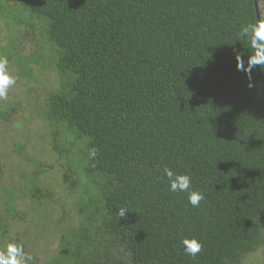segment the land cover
Instances as JSON below:
<instances>
[{
  "label": "trees",
  "instance_id": "trees-1",
  "mask_svg": "<svg viewBox=\"0 0 264 264\" xmlns=\"http://www.w3.org/2000/svg\"><path fill=\"white\" fill-rule=\"evenodd\" d=\"M6 2L0 56L47 84L48 145L64 160L60 187L72 202L61 207L57 254L40 264H242L253 254L264 233V67L249 88L235 53L247 61L238 33L254 22V1ZM15 109H0V128ZM12 151L34 168L14 184L19 170L0 161V240L24 247L9 238V222L26 220L17 201L41 217L57 201L37 161L21 144ZM165 167L191 176L205 196L198 208L160 179ZM182 237L202 243L195 259Z\"/></svg>",
  "mask_w": 264,
  "mask_h": 264
},
{
  "label": "rangeland",
  "instance_id": "rangeland-1",
  "mask_svg": "<svg viewBox=\"0 0 264 264\" xmlns=\"http://www.w3.org/2000/svg\"><path fill=\"white\" fill-rule=\"evenodd\" d=\"M17 2L18 0H14L13 3L9 4L13 7L16 6ZM9 4L7 3L5 6L9 7ZM260 8L264 12V0L260 4ZM7 21L9 19L5 17V14H2L0 16V52L1 48L6 47L5 45L7 44L3 39L7 34L4 27V23ZM26 50L27 47L23 46L21 51L15 50V53L22 56V53ZM8 71L16 78V84L9 88L7 99L0 100V109L12 106L16 108V111L9 118L6 127L0 128V161L4 162L8 167L12 165L15 171L19 170L17 175L15 172L12 174L14 184H18V177L22 170L33 172L32 168L34 166L29 161L18 157L12 151L14 144H21L25 155L35 159L37 164L41 166L40 168L46 171L39 176L40 182L53 193L54 200L58 203H51L47 215L41 217L37 214L38 208L36 205L28 201L27 198L18 200L17 210L21 212V216H25L26 220L9 222L12 225V234L9 235V238L13 241L18 240V243L22 242L25 252L33 256L36 264H40L55 256L58 252V232L63 229L59 228L61 223L59 215L64 202L69 201V198L67 199L69 195L63 194L60 187V176L64 171L62 167L64 160L51 152L48 145L50 144V138L43 117V102L45 100L43 92L46 91V82L37 83L34 80L28 82L22 79V77L18 76L17 66L13 64L10 66V63H8ZM34 71L35 76L38 77V70L34 69ZM25 89L35 92L34 95L37 98L33 97V101L31 99L32 94L27 93ZM14 134L15 138L13 137ZM77 156V149L69 148L67 159L72 160ZM7 185L12 186L13 183L7 181ZM1 200L2 195L0 193V214L3 211ZM68 205L72 209V202H68ZM7 240L4 239L3 242L0 240V251L5 250ZM242 264H264V233L262 244L253 254L247 256Z\"/></svg>",
  "mask_w": 264,
  "mask_h": 264
},
{
  "label": "clouds",
  "instance_id": "clouds-1",
  "mask_svg": "<svg viewBox=\"0 0 264 264\" xmlns=\"http://www.w3.org/2000/svg\"><path fill=\"white\" fill-rule=\"evenodd\" d=\"M240 39H247L250 45L248 50L247 61L239 53H235L236 68L238 71L245 73L249 80L248 87H253L251 83L252 72L259 66L260 69L264 67V16L259 18L256 16L254 22L242 25L238 33V41ZM16 84V78L8 71V60L6 57L0 56V100L7 99L8 90L11 86ZM90 157L96 156V149H91L89 152ZM161 180H166L168 188L173 193H186L188 203L198 208L205 196L202 192L192 190V178L187 173H178L171 168L165 167ZM120 218H125L127 209H118ZM181 244L183 245L184 253L187 256L196 258L197 254L201 252L203 245L195 237H182ZM33 256L25 252L22 245L9 242L5 246L4 251H0V264H30Z\"/></svg>",
  "mask_w": 264,
  "mask_h": 264
},
{
  "label": "water",
  "instance_id": "water-1",
  "mask_svg": "<svg viewBox=\"0 0 264 264\" xmlns=\"http://www.w3.org/2000/svg\"><path fill=\"white\" fill-rule=\"evenodd\" d=\"M254 1V8L256 10V16L259 18V13H258V0H253Z\"/></svg>",
  "mask_w": 264,
  "mask_h": 264
}]
</instances>
